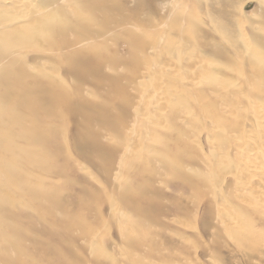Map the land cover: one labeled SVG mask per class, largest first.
<instances>
[{"label": "rangeland", "instance_id": "obj_1", "mask_svg": "<svg viewBox=\"0 0 264 264\" xmlns=\"http://www.w3.org/2000/svg\"><path fill=\"white\" fill-rule=\"evenodd\" d=\"M156 1L160 4H165L170 0ZM227 1L231 2L229 5L231 7L227 5V3L229 4ZM198 3L196 12L199 14L203 24L198 26L193 25L187 35L192 36L193 39H197V30L199 29H206L214 33L218 25L220 26L219 28H226L229 24L228 21L218 13L224 10V14L227 15V13H230L229 16H232L234 12L232 18H242L243 23L241 27L247 33L245 38L247 40L245 41L249 42L251 47L264 51V32L260 29H264V4L262 2L260 3L259 0H198ZM245 3H248V5L239 13L241 4ZM206 9H210L213 12L212 17L215 26L217 25L216 29L214 24L205 15ZM84 10L88 13V16L91 17L94 15L91 9ZM74 24L71 20L66 19L60 22L59 25L54 26L67 31ZM212 24L214 27L211 26ZM60 25L63 28L62 26L59 27ZM252 28H255L253 32L260 39L256 40L254 38ZM234 31L236 33L237 29L235 28ZM214 35L217 36L215 37ZM213 36L215 39L220 38L217 32ZM122 38L119 37L118 40V38L112 37L109 45L101 50V54H99L100 52L98 53V57H106L107 59L111 58V56H120L125 58V53L127 52L140 53L145 49L138 42L132 40L129 42L126 38ZM236 38L233 37L231 39L232 41L235 39L234 42H236L237 46L242 47V41L238 42L241 38L238 37V40ZM228 41L229 39L226 40L227 43H229ZM222 43L225 48H229L227 43V46L224 42ZM133 44L136 45L133 46ZM48 46L51 45H48V43L38 44V46L31 45L30 52L32 51L31 53L33 55L26 56L28 63L34 64L35 60H32V57L33 59L36 57L51 58L52 56H47H49L48 54L54 48L52 46L49 49ZM185 46L180 44L182 49L187 47ZM102 54L105 56H101ZM149 58L151 63H155L158 60L156 57L155 60L154 56H149ZM207 61V65L210 68L212 66L211 69L217 73L215 83L220 79H226L225 76L229 79L231 78L234 82L236 81V84L241 82V80L243 81L245 69L243 67L241 68L240 64L210 57H208ZM39 64L37 66L40 70H44V67L48 65L43 63ZM235 64H238V66ZM17 65L16 67H21L19 63ZM43 65L45 66L43 67ZM58 66L55 67L58 72L55 74L56 76L48 74L50 79L53 80L52 88L58 96L51 94L49 97L43 98L40 91H35L30 96L36 97L33 98L31 96L32 99L28 103H21L19 101L17 102V106L14 103L10 104L14 106V111L23 117L35 115L33 117L37 120V124L34 123V126H38L41 132H38V129L32 125L33 127L29 129L33 128L34 130L31 129L33 130L31 133L27 132L24 138L33 137L32 139H37L38 135L45 133V129L47 131L51 129V136L42 142L38 140L35 142L34 149L43 154L41 158L25 157L27 159L25 160L24 158L25 162L23 161L25 168L28 167L35 173L43 175L45 181L41 180V183L46 189L40 190L37 184H30L29 186L20 185L17 193L20 201L13 206L0 204V227L3 229L1 231L5 238L8 239H6V246L9 245L5 248L7 250L2 249L0 252V264H264V199L257 198V208L255 209L251 206L237 205L241 191L243 192L246 188L248 190L253 189V187L258 186L259 181L264 183V164L260 167L261 169L250 168V170L248 168L247 171L246 166L244 167L242 165L243 148L235 149L236 146L243 144L245 145L244 152L249 151L251 155L256 153L255 149L259 145V143L257 144V137L255 138L256 127L250 126L248 121L253 122L255 115H264V77L259 78L257 81L258 89H256L261 91L258 93L256 89L252 92L243 86L239 87L242 91L238 88H233V91L229 89L231 91L225 92V95L222 87H217L219 86L217 83L215 85L214 82H200L197 84V89L204 93L203 103H208L206 104L209 107L208 114H206L207 118H205L206 116L204 114L202 116L200 115L201 113H199L196 106L197 103L193 99L186 101L187 106H185V110L182 107L183 105L180 104L174 106L176 109H173V107L166 109L164 112L166 113V119L163 120V123L167 128L160 130L157 128L158 133L160 132V140L149 139L150 137L148 138L143 131L138 136L133 135L135 142L133 140L134 143L132 145L134 149L132 153L137 156L135 155V158L133 157L134 159L131 158L125 161V166H119L116 163L117 161L118 163L120 162L119 159L122 158L123 152L127 148L124 134L114 132L112 134V141L107 142L102 154L95 155L92 158L90 154L82 149L84 142L78 136L79 128L76 126L74 117L64 106H61L59 101L62 99L61 96H64V91L65 95L66 93L67 95L69 94L68 97L72 95V98L77 93L83 94V99L87 102L89 101L93 107L99 108L98 110L104 107L109 109L111 114H113L112 118L115 116L119 121L129 126L131 125V120H133L134 112L132 110L137 106V103H134V101H137L139 95L137 96L136 91L128 89L129 91L125 94H118L114 102L108 103L103 99L106 90L87 87V83L83 81L75 82L73 77L65 72L63 65L60 68ZM137 68L140 69H138V72L143 70L139 62ZM240 70H243L244 73ZM126 76V73H110V77L108 78H99H102V80L106 78L114 80L118 78L125 79ZM36 78L39 79V76ZM94 79L100 80L98 78ZM124 79L123 82H127ZM161 79L163 81L172 80L168 76H164ZM16 80L14 79L13 82H18ZM18 80L24 82V77L22 80L21 77ZM27 84L28 86L31 85L29 82ZM215 87L218 88L219 93H217ZM83 89L89 95H85L86 92ZM17 91L18 93L20 92V97L29 94L22 89L20 91L18 89ZM58 91L61 93V96ZM248 91L250 94H248ZM217 94L218 96H216ZM261 94L262 97H260ZM52 95L55 96L53 97ZM241 95H245V99ZM51 96L56 105L57 103L59 104L55 108L50 107L51 103H54L51 100ZM214 97L216 98L214 99ZM225 97L227 100H224ZM231 97L238 103L236 101L234 102ZM247 97L252 99L250 100ZM125 98L128 99L127 102H125ZM253 99H256L257 103H253ZM157 100L158 95H152L147 101L145 111L149 114L150 112L151 114L157 112L159 109ZM222 100L223 102L228 101L225 103L226 105L222 104ZM211 102L213 103L210 104ZM229 102L231 104L236 103L238 106H235V104L230 105ZM230 106H233V109ZM250 106H253L254 108H252L255 111ZM226 108H229V110ZM20 111L22 112L20 113ZM39 112L42 116L38 114ZM87 112L97 118L98 114H100L92 110L91 107ZM180 112L182 113L180 114ZM227 113L234 114L228 115ZM151 114L148 116H151ZM218 114L229 116L226 117L228 122L226 125L227 135L222 136L220 131L217 130L213 136L208 137V132L211 129L212 116ZM182 119L189 122L187 126L185 125L186 127L184 125L181 126L184 124V122L182 123ZM41 120L42 122L39 123ZM144 121L146 120L144 119ZM232 121L233 125L230 124ZM178 127H180L179 130ZM244 131L247 133L244 134ZM242 132L245 137L242 135ZM29 133L30 135L28 136ZM252 136L253 140L251 139ZM207 137L210 139L207 140ZM224 137L226 140H224ZM227 137H231V139ZM246 144L248 145L246 146ZM252 146L254 149H251ZM211 147L216 150H219L221 147H227L229 149L228 158L230 164L228 169H220L221 171L217 169V174H210L213 176H209L210 178L207 176L209 179L206 180L203 179L205 177L201 174L197 175L186 170L187 164L195 162L200 172H202L205 169V165L201 161L207 164L208 162L211 163L214 161V157L210 154ZM240 150L242 151L241 153ZM149 151H152L150 152L151 154ZM138 155H140L139 158ZM28 161L32 163L29 164ZM122 161L124 163V159H121L120 163ZM171 161H175L179 167L171 165ZM115 165L116 167L118 166L117 168L119 170ZM115 171L120 177L124 178L117 182L113 180L115 178ZM252 171L254 173H251ZM46 176L51 180L50 182L48 181L49 188L47 180L45 179ZM184 177L189 178L200 191L189 200L184 199L188 194L179 188L182 185ZM238 177H242L240 180L246 178L245 183L242 182L244 185L240 184ZM200 179L201 181H199ZM219 187L224 190L227 198L223 199L222 196H219ZM254 190L259 191V189ZM209 203L212 205L210 206V209L212 208L211 210L207 206ZM175 204L185 214H179L177 217L171 214L170 211L174 208ZM1 205H3V209ZM7 207L13 209L14 213L10 214ZM150 215L155 217L152 221H150ZM232 215L234 219L231 217ZM230 223H241L246 227H251L250 229L254 230V232L256 231L255 234L259 236L257 245L254 244L250 248L247 245L248 243H244V246L238 244L243 243V241L237 242L236 238L231 237L223 231L224 228L222 225ZM120 227L135 229V231L133 234H127L124 237Z\"/></svg>", "mask_w": 264, "mask_h": 264}, {"label": "bare ground", "instance_id": "obj_2", "mask_svg": "<svg viewBox=\"0 0 264 264\" xmlns=\"http://www.w3.org/2000/svg\"><path fill=\"white\" fill-rule=\"evenodd\" d=\"M259 1L260 3L262 2L264 4V0H259ZM230 3L231 2H229V4L227 3V5L229 6ZM197 4H199L198 0H170L168 1V3L165 4H160L156 0H0V204H7V206L8 205L13 206L18 201H20V197L17 194L20 185L29 186L30 184L31 185L37 184L39 185L40 190L46 189L41 183V180L42 181L44 180L43 175L35 173L33 170H31L28 167L25 168L23 166V161L25 162V160L27 159L25 157L41 158L43 154L41 152L35 151L34 149L35 142L36 140L42 142L46 139H49L51 136L50 134L51 129L50 131H47V129H45L46 130L45 133L38 135L37 139H32L33 137L24 138L25 135H27V132L31 133V131L34 130L33 128H31L33 130L29 128L33 127L34 123H36L37 121L34 118L35 115H33L34 116L33 117L29 113L31 115L30 117L28 116L23 117L22 115L16 113L13 108L14 106L10 104L14 103L17 106L18 105L17 102L19 101L21 103H25V102L28 103L29 100L31 101L32 99L31 98L32 95L30 96V94L34 93L35 91L37 92L40 91L43 98H47L51 94H56L58 96V94L55 93L54 89L52 88L53 80L50 79L48 75V74H52V75L57 74L58 72L55 69V67L58 65L60 66L63 65L65 68V72L69 76L73 77L75 82L83 81L87 83L88 85L87 87H92V88L96 87L106 90L103 99L108 103L114 102V100L117 99L116 96H118V94L120 93L125 94L127 91H129L128 89L136 91L137 96L139 95L137 101H134V103L135 102L137 103L136 104L137 106L135 108H134L135 105L133 106L134 110L132 111L134 112V114L132 118L133 120H131V125L126 126L125 123L119 121L115 116L114 118H112L113 114H111V111L109 109L104 107L98 110L99 108L93 107V105L90 104L89 101L87 102L86 100L83 99V94L81 95L80 93H77V95L75 96L76 98L73 97L74 98L73 99L71 97L72 95L70 96L71 98L68 97L69 94L67 95L66 93L65 95V91H64V96H61V93L58 91L60 93L59 95L62 97L59 103L61 104V106H64L70 112V114L75 119L76 126L79 128L78 136L80 140L84 142L82 145V149L86 151L88 154H90L92 158L95 157V155L102 154L107 142L112 141V134L114 132L124 134L126 138L125 141L127 144L126 145L127 148H125L121 158L124 159V163L123 161L122 163H120L121 159H119L120 160L119 163L118 161L116 163L117 165L119 164V166L120 165L125 166V161H128L131 158L132 159L135 158L134 156L136 154L134 155V153H132V150L134 149L132 143L135 142V140L133 139V135L138 136L140 135V132L143 131L144 134L146 133L148 138L150 137L149 139L160 140V136H159L160 132L158 133V129L160 130L167 128V126L163 123V120L166 119L165 118L166 113H164L166 109L168 108L170 109L172 107L173 109L174 108L176 109V107L174 106H176L177 104L183 105L182 107L184 109L186 108L185 106H187L186 101L188 99L190 100L193 99V101H196L197 103V105L196 103L195 105L197 106L199 113H201L200 115L202 116V114H204L206 116V114H208L209 107L206 106V104L208 103L206 102L203 103L202 100L204 98V93H202L197 89V84H199L200 82L203 81L207 83L208 82L213 83L216 79L217 73L211 69L212 68L211 65H210L211 68L207 65L208 57L221 59L226 62L233 61L240 64L241 68L243 67V69H245V73L243 70H240L243 71L244 73L243 74L244 79L242 78L243 81L241 80V82H239L238 84L235 83L236 81L234 82L233 80H231V78L230 79L227 78V76H225L226 79L224 80H221L220 78H219L220 80L218 79L219 81H217L216 83L219 86L217 87L221 86L224 94L225 92L227 93L228 91H231L229 89H232L233 91V88L240 89L239 87H243V86L244 88L247 87V89L252 92L254 89L257 88L258 79L264 77V51L258 48L251 47L249 42L245 41L247 40L245 39L247 33L242 29L243 27H241L243 23L242 18L241 17H238L237 19L232 18L234 12L232 13V16L230 15L231 16L230 17L229 16L230 13L228 14L227 11L225 10L227 13L226 15L223 13L224 12L223 10V12L221 13L219 12L218 14L220 16H223L228 21L229 24L227 23L228 25L226 26V28L225 27L219 28L220 26L218 25V28L216 29L217 25L215 26L212 17L213 12L210 9H206L205 15L209 18V21L214 24L216 29L214 30L215 32L218 33V37L220 38L219 39L217 38L218 40L214 38L215 35L213 36V34L215 32L213 33L206 29H199L197 30V39H193L192 36L187 35L190 32L189 30L192 29L193 25L198 26L203 24L199 14L196 12ZM247 5L248 3L241 4L239 13H241ZM84 9H91L94 15H92L91 17L88 16V13ZM66 19L71 20L73 23H75L73 26L71 27L69 26L70 27L69 30L66 29L67 31H65L64 29L61 28L59 29L54 26L56 25V23L60 24V22ZM213 24L211 26H213ZM61 26L62 25H60L59 27ZM235 28L237 29L236 33L234 31ZM260 29L262 32H264V29L262 28ZM254 30L255 28L252 30L254 38L256 40L260 39V37L258 38L256 33L253 32ZM112 37L118 38V40L119 37L120 38L123 37L122 39L126 38L129 42H131V40L134 42H138L140 43V45L142 44V46H144L145 49L140 53L127 52L125 53L126 55L124 54L126 56L125 58H122L120 56H111V58H107V59L106 57H98V53L100 52L99 54H101V50L107 45H109ZM228 37L231 38L237 37L236 38L237 40L241 38L238 40V42L242 41L241 42L242 47L237 46L236 42H234L235 39H233L234 41H232V39ZM225 38L226 40L229 39L228 41L229 43L226 42ZM56 41H58L59 43ZM222 42L224 43L226 42L229 48H225ZM44 43H48V45H51L48 46L49 49L53 46L54 50L48 54L49 56H47V57L50 56L52 57L51 58L36 57L34 59L32 57V60H35L34 64L33 63L29 64L28 61L26 60V56L32 54L31 53L32 51L30 52L31 45L38 46V44H44ZM226 43L225 45L227 46ZM180 44L184 46L186 45L187 47L185 46L186 48L184 47L185 49H182L180 47ZM134 45L136 44H133V46ZM101 56H105V55L102 54ZM149 56L150 57L154 56V59L156 57L158 60L155 59L156 62L154 61L155 63H151ZM138 62L143 67L142 68L143 70H141V72H138L139 69L137 68ZM18 63L21 67H16ZM39 63L48 64L49 66L46 65L48 66L46 67L45 65H43V67L45 66L44 70L43 69L40 70L37 66ZM238 64L235 65L238 66ZM60 66L58 67L60 68ZM110 73H117V74L126 73L127 76L125 79L124 78L123 79L124 81L127 82L124 83L123 79H119V78L114 80L107 79L108 77H110ZM38 76L39 79L36 78ZM164 76L166 77L168 76L172 80L169 79L167 81H163V79L161 78ZM20 77L21 80L24 77V82L18 80V78L20 79ZM99 77L102 78L107 77V78L102 80V78L100 79ZM94 78H98L100 80H96ZM14 79L15 80L17 79L16 81L18 82L14 83L13 82ZM121 81L123 84L121 83ZM28 82L31 84L30 86H28L27 84ZM216 83L214 82L215 85H217ZM18 89L19 91L21 89L25 90L29 94L24 97L23 96L20 97L21 94L19 95L20 92L18 93L17 91ZM216 89H217V93H219L218 88ZM249 91L248 94H250ZM245 92H247V90H245ZM256 92L258 93L261 91L257 90ZM85 95H89L88 92H86ZM152 95H158V100L156 102L158 103L159 109L157 108L158 111L153 112L152 114L150 112L151 116H148L150 114L147 111H145V109H146L147 101L151 98ZM211 95L210 97L213 96ZM52 96L54 97L55 95ZM52 96H51V100H53ZM216 96H218V94ZM241 96L243 98L245 97V95H241ZM228 97L230 98V96ZM260 97H262V94ZM215 98L216 97H214V99ZM217 98L219 99V97ZM218 99H216V101H218ZM35 100L38 101L37 99ZM224 100H227V98L225 97ZM127 101L128 99L125 98V102ZM235 101L236 100H234V102ZM256 101L257 100L255 99L253 103H255ZM227 102H223L222 104L224 105ZM212 103L213 102H211L210 104ZM229 104L230 105L235 104V106H238L236 105V103L231 104L229 102ZM57 105L59 104L57 103ZM57 105L54 101V103H51L50 107L55 108ZM90 107L92 110L96 111L97 113L98 112L100 113L98 114V118L94 115H90L87 112L90 109ZM230 107L231 109H233V106ZM32 108L34 109V107ZM229 108L226 109L229 110ZM21 112L22 111H20V113ZM181 113L182 112H180V114ZM38 114H40V112ZM211 114L214 115L213 113ZM229 114L232 115L234 113H229ZM224 115L225 114L223 115L218 114L212 116L211 119L212 123L210 124L211 129L209 130V132L207 131L209 133L208 137L213 136L215 134L214 132L215 131L217 132V130L220 131L222 136L227 135L226 125L228 122L226 117L228 115L227 116ZM205 118H207V116ZM144 119L146 121H144ZM233 121L232 123L230 122L229 123L233 125ZM40 122H42V120L39 121V123ZM183 122L184 124H182L181 126L183 125L187 126V124H189V122L185 119H182V123ZM248 123L250 124V126L252 125L253 127L254 126L256 127V128L254 127L256 129L255 138L257 137V144L259 143V145H257L258 147H256L255 149L256 153L251 155L249 154V151L244 152L245 145L243 144L236 146L235 149L237 150L243 148L242 149L243 161L242 160L241 161H242V165L244 167L246 166L245 167L246 170L248 168L261 169L260 167H262V164H264V115L262 114L255 115V120L253 122L248 121ZM34 127L38 129V126L37 127L34 126ZM179 129L180 127H178V130ZM39 131L40 130L38 129V132ZM30 133L28 134V136L30 135ZM246 133L244 131V134ZM253 136L251 138L252 140H253ZM208 137L207 140L210 139ZM228 139H231V137ZM224 140H226V138ZM231 145L233 147L232 143ZM247 145L248 144H246V146ZM227 147L224 148L221 147L223 149L220 148L219 150L213 149L211 147L210 149L212 150H210L211 151L210 154L212 155V157H214L213 159L214 161H212L211 163L208 162V164L204 163V161H201L205 165L204 167L205 169L202 172H200V170L197 167L198 165L195 162L187 164L186 170L191 173H196L197 175L201 174L203 177H205L203 179L206 180L209 179L211 176H213L210 174L216 173L217 169L219 170L228 169L230 160L228 158L229 149ZM246 148L249 149L250 146L249 148L248 147ZM252 148L254 149L253 146L251 147V149ZM150 152L152 151H149V153ZM241 152L242 151L240 150V153ZM235 155L237 156L236 153ZM139 157L140 155H138V158ZM241 158L239 157V159ZM30 163L32 162H29V164ZM170 163L173 166L176 165L175 161H171ZM176 166L179 167L178 165ZM117 169L119 170V168ZM251 173L254 172L252 171ZM207 176L210 177L208 178ZM32 178L33 180L31 181ZM123 178L124 177H120L119 174L116 172L115 178L113 180L117 182L118 180L120 181V179ZM240 178L238 177L239 180ZM45 179L47 180L48 183L47 185L49 188V182L51 180L47 176L45 177ZM245 179L244 178L241 179L243 181L240 180V184L244 185L243 183H245ZM199 181H201V179ZM179 188L184 193L188 194V196L184 198L186 200H189L193 195L200 192L198 187L195 186L192 183V181H190V179L187 177H184L182 181V185ZM218 189L217 190L219 192V196L220 197L222 196L223 199L227 198L224 190H222L220 187ZM254 189H259V191ZM245 190L243 192L241 191L240 198L237 200L238 202L237 205L238 206L246 205V207L251 206L254 209L257 208L256 207L257 198L259 199L260 197L264 199V183L259 181L258 186L253 187V189L251 190H248L247 188ZM21 196L23 198L22 194ZM209 204L206 205L210 209V206L212 205ZM2 206L3 205H1V207ZM180 209L178 208V205L175 204L174 208L170 211V213L173 214L175 217H177L179 214H185V212L182 213ZM8 211L10 214L14 213V210L10 209V207L8 208ZM231 217H233V215ZM154 218L155 217H152L150 215V221H152ZM222 226L224 228L223 231H225L231 237L236 238L237 242L243 241V243L242 242L238 243L241 246H244L245 245L244 243L246 244L248 243L247 245H249L250 248H252L254 244L257 245L256 243L258 242L259 236L255 234L256 231L254 232V230L250 229L251 227H246L241 223L223 224ZM1 230L3 229L0 227V252L2 251V249L7 250L5 248L9 246V245L6 246V242L8 239L5 238ZM120 230L124 235V237L127 234L129 235L133 234V232L135 231V229H129L124 227H120Z\"/></svg>", "mask_w": 264, "mask_h": 264}]
</instances>
